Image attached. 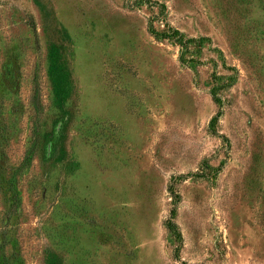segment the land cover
<instances>
[{"label":"rangeland","instance_id":"1","mask_svg":"<svg viewBox=\"0 0 264 264\" xmlns=\"http://www.w3.org/2000/svg\"><path fill=\"white\" fill-rule=\"evenodd\" d=\"M0 264H264V0H0Z\"/></svg>","mask_w":264,"mask_h":264},{"label":"trees","instance_id":"2","mask_svg":"<svg viewBox=\"0 0 264 264\" xmlns=\"http://www.w3.org/2000/svg\"><path fill=\"white\" fill-rule=\"evenodd\" d=\"M149 32L151 33V35L155 36V38H157V39H160V40L168 39V40L174 42L175 44H178L181 47V49L183 50V54L188 53L192 48V43H194L196 41L195 38H189V39L185 38L183 33H181L179 30L173 29L171 27L168 28L167 32L160 33V32H157L155 30V28L151 25L149 28ZM183 54H182V56H183ZM182 56H181V59H182ZM212 97L215 100V102H217V103L222 102V99L218 95V92L214 91L212 94ZM218 119H219V115L214 117L211 121V126H213L217 122ZM167 228L169 231H177V229H178L177 225L172 220L168 222ZM181 238H182V235H181V232L179 230V239H181Z\"/></svg>","mask_w":264,"mask_h":264}]
</instances>
